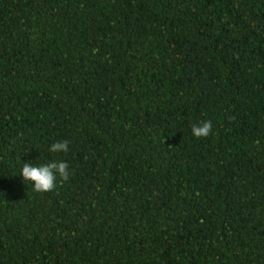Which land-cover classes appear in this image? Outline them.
<instances>
[{
  "label": "trees",
  "instance_id": "obj_1",
  "mask_svg": "<svg viewBox=\"0 0 264 264\" xmlns=\"http://www.w3.org/2000/svg\"><path fill=\"white\" fill-rule=\"evenodd\" d=\"M0 264H264V0H0Z\"/></svg>",
  "mask_w": 264,
  "mask_h": 264
},
{
  "label": "clouds",
  "instance_id": "obj_2",
  "mask_svg": "<svg viewBox=\"0 0 264 264\" xmlns=\"http://www.w3.org/2000/svg\"><path fill=\"white\" fill-rule=\"evenodd\" d=\"M97 51L93 49V52ZM212 131V122L210 120L201 121L199 124L192 125V134L196 138L207 137ZM69 150V141L54 142L49 151L53 153L67 152ZM23 181H30L33 184V190L37 193L50 192L56 187L57 175L63 180L69 179L68 164L65 161H50L40 166H34L24 163L21 169Z\"/></svg>",
  "mask_w": 264,
  "mask_h": 264
}]
</instances>
